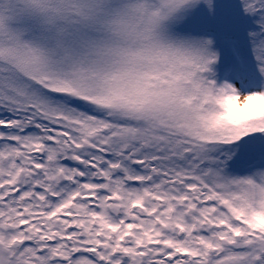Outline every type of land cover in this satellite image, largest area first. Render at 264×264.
Segmentation results:
<instances>
[{
    "label": "snow or ice",
    "instance_id": "obj_1",
    "mask_svg": "<svg viewBox=\"0 0 264 264\" xmlns=\"http://www.w3.org/2000/svg\"><path fill=\"white\" fill-rule=\"evenodd\" d=\"M0 264H264V0H0Z\"/></svg>",
    "mask_w": 264,
    "mask_h": 264
}]
</instances>
